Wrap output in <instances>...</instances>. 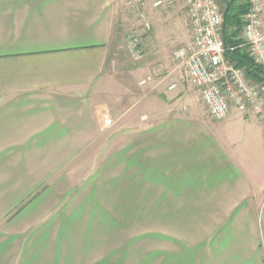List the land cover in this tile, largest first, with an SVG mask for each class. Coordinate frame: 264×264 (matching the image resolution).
Masks as SVG:
<instances>
[{"label": "crops", "instance_id": "crops-1", "mask_svg": "<svg viewBox=\"0 0 264 264\" xmlns=\"http://www.w3.org/2000/svg\"><path fill=\"white\" fill-rule=\"evenodd\" d=\"M156 1L151 52L177 58L188 15ZM127 4L0 0V264H264L263 120L176 113L177 82L123 124Z\"/></svg>", "mask_w": 264, "mask_h": 264}, {"label": "built area", "instance_id": "built-area-1", "mask_svg": "<svg viewBox=\"0 0 264 264\" xmlns=\"http://www.w3.org/2000/svg\"><path fill=\"white\" fill-rule=\"evenodd\" d=\"M164 3L167 0H157L154 5ZM183 3L193 37L188 45L176 52L177 59L183 61L185 68L182 78L199 90L215 121H224L235 109L245 115L257 116L264 122V84L252 82L243 68L227 61L228 48L223 37L224 16L217 0H183ZM247 5L242 16L243 46L250 58L264 67L263 0H247ZM139 53L136 50L137 56ZM148 79L142 80L141 84H146ZM177 85V82H173L169 90Z\"/></svg>", "mask_w": 264, "mask_h": 264}, {"label": "rangeland", "instance_id": "rangeland-1", "mask_svg": "<svg viewBox=\"0 0 264 264\" xmlns=\"http://www.w3.org/2000/svg\"><path fill=\"white\" fill-rule=\"evenodd\" d=\"M142 2L149 5L153 0H143ZM142 2L140 0H128L125 9L123 7V28L121 41L117 46L116 66H119V64L121 65L122 69L119 73L121 74V79L125 81V85H129L135 89L134 92L131 90L128 91L127 89L129 93H127L126 98L129 97V94L136 95L138 98L132 112H130L129 107L122 108L123 113H125L123 115V124L132 118V114L136 116L144 113V98H151L152 93H155L161 99L160 95L165 94V87L172 84L174 81L182 86L180 89L181 92L178 93V90L173 91L170 95L166 96L171 109L176 113H194L210 116L207 107L202 101L199 90L189 85L182 78V72L185 71L183 61L173 57V55L168 59L161 58L158 57L159 55L155 56L154 53L151 52V34L149 33L147 25L154 16L147 10L149 7H145ZM169 2L170 3H168L167 0V3L164 4H166L167 8H170L169 12L171 17H174V19H182L184 16H187L183 0H169ZM217 2L222 12L223 0H217ZM237 32H241V36L238 38L241 39L243 46V31L238 29ZM133 43H135L134 45L137 44L135 49ZM138 49L140 51L139 56L135 54ZM150 74H152V81L150 82L153 86L140 85V82ZM249 79L256 83L253 79ZM155 84H159V87L155 88ZM125 100L127 101L128 99ZM183 106L186 107L185 112L181 110ZM126 110H128V112H125ZM130 113L132 114L130 115ZM110 231L112 232V230Z\"/></svg>", "mask_w": 264, "mask_h": 264}, {"label": "trees", "instance_id": "trees-1", "mask_svg": "<svg viewBox=\"0 0 264 264\" xmlns=\"http://www.w3.org/2000/svg\"><path fill=\"white\" fill-rule=\"evenodd\" d=\"M228 4V3H227ZM232 4H230L231 6ZM234 6V5H233ZM247 2L244 5H235L237 8L235 11L231 12V16L234 21V26H236V30H242L243 21L242 16L247 10ZM226 16L224 19V24L226 26V20L228 19V11H226ZM223 29V37L225 40L226 47L228 51L226 52V59L230 62L235 64L238 67H241L245 70L246 75L253 79L254 81L261 82L264 84V67L261 65L256 64L252 58L246 52V48L242 46V41L240 38H233L231 36L225 35V27Z\"/></svg>", "mask_w": 264, "mask_h": 264}]
</instances>
